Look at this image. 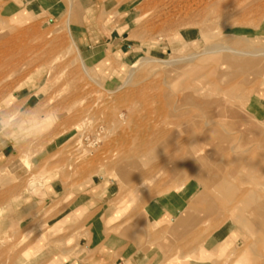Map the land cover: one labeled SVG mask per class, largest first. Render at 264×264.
I'll list each match as a JSON object with an SVG mask.
<instances>
[{
	"label": "rangeland",
	"instance_id": "1",
	"mask_svg": "<svg viewBox=\"0 0 264 264\" xmlns=\"http://www.w3.org/2000/svg\"><path fill=\"white\" fill-rule=\"evenodd\" d=\"M89 29L124 38L128 62L84 46ZM263 50L264 0H0V144L19 137L0 166V264H39L11 208L32 180L95 197L47 223L42 264L263 262L239 223L252 200L237 202L264 193Z\"/></svg>",
	"mask_w": 264,
	"mask_h": 264
},
{
	"label": "crops",
	"instance_id": "2",
	"mask_svg": "<svg viewBox=\"0 0 264 264\" xmlns=\"http://www.w3.org/2000/svg\"><path fill=\"white\" fill-rule=\"evenodd\" d=\"M90 30L91 29H89V31H87L80 39L84 46L90 47L91 45H95L97 47H102L110 45V47L117 52V54H123V58H121L122 61L125 63L128 62L125 59L128 60V54L126 51L129 52V45L124 42V38L117 40L118 35L114 37V39L111 37H105V42L93 41V38L99 37L100 32L91 33ZM18 141V135H15V137H11L9 139L8 143H4V145L0 144V166L1 161L4 160L7 148H11V152L14 153V149ZM13 170L15 173L21 174H26L28 172V169H23V171L22 169ZM15 198H17V196ZM94 199L95 197L88 187L87 189L84 188V190L71 189L65 191L59 183L49 181L46 184L37 183L35 189H29L28 192L22 193L19 199L11 202V208H13V211L15 212V222L18 221V215L22 214L23 216V228L29 233V237L32 239L30 244L31 250L29 252L38 253L36 260L37 263L42 264V258L47 252L44 249L40 250L41 243L37 239L41 238L48 224L51 223L49 224L50 226L54 223L65 221L67 216H72V214L77 212L82 206H85L86 204L88 205L90 201H93ZM52 205L56 206L52 207L48 211L50 218H47V210ZM88 264H95V260L93 262H89Z\"/></svg>",
	"mask_w": 264,
	"mask_h": 264
},
{
	"label": "bare ground",
	"instance_id": "3",
	"mask_svg": "<svg viewBox=\"0 0 264 264\" xmlns=\"http://www.w3.org/2000/svg\"><path fill=\"white\" fill-rule=\"evenodd\" d=\"M262 50V49H261ZM235 54H238V55H240V56H243L244 54H246L247 52L249 53V54H252L253 52H251V51H243V50H240V49H236L235 51ZM257 53H264V50L263 51H261V52H257ZM254 61L253 60H249L247 63H246V65H248V64H251L252 65V63H253ZM201 96H203V95H201ZM201 99H203L202 97H198V99H196V103H198L199 105L200 104H202L203 102V104H208L209 103V100H202L201 101ZM218 98H216V100H217ZM211 100V103L209 104V105H213L212 103H215V102H212V99H210ZM216 100H214V101H216ZM219 100V99H218ZM218 100L216 101V103L218 102ZM222 102V101H221ZM221 102H219L220 103V105H221ZM241 103V102H240ZM219 104H218V107H221ZM205 106V105H204ZM216 106H217V104H216ZM200 107H202L201 105H200ZM240 107V106H239ZM242 107V106H241ZM221 110V109H220ZM220 115V111L217 113V115L216 116H219ZM215 116V115H214ZM254 117V116H253ZM217 119V118H216ZM220 119H223V118H220ZM237 119V118H236ZM254 119V118H253ZM263 122V121H262ZM255 133L258 135V136H261V137H263V140H264V129H257V130H255ZM259 138V137H258ZM260 139V138H259ZM260 140H262V139H260ZM264 142V141H263ZM200 150H202L201 148H199ZM198 149H196L195 150V152L193 151V154H195L196 153V151H197ZM204 150V149H203ZM203 152V151H202ZM198 153V152H197ZM196 153V154H197ZM199 153H201V151L199 152ZM198 153V154H199ZM229 172V171H228ZM226 174H228V173H226ZM230 175L228 174V177H229ZM231 178V177H230ZM254 184V183H253ZM27 186L28 187H30L29 189H35L36 188V183H35V181L34 180H32V181H29L28 182V184H27ZM263 186H264V184H263ZM207 187V186H206ZM254 187V186H253ZM255 188V187H254ZM261 188H263V187H261ZM259 189H260V187H259ZM236 195H238V194H236ZM244 197H250L251 198V200H252V203H253V214H254V219H252V220H250V221H248V220H246V219H244V218H240V220H239V223L243 226V227H246L248 230H250L251 232H253V233H255V234H257V236H258V238H259V243H257L258 244V246H259V249L257 248V250H256V253H257V255L259 256H261V253H260V250H261V248L263 247L264 248V193H257V192H255L254 190H244V191H242V193H241V195L238 197V199H237V202L238 203H240V201L242 200V198H244ZM170 213V212H169ZM174 217V216H173ZM186 219V218H185ZM183 221V220H182ZM248 236V235H247ZM257 238V239H258ZM256 241V240H255ZM253 248V247H252ZM254 253V252H253ZM259 256V257H260ZM187 259V258H186ZM198 259H203V257L202 256H198ZM259 264H264V261L263 262H261V263H259Z\"/></svg>",
	"mask_w": 264,
	"mask_h": 264
}]
</instances>
